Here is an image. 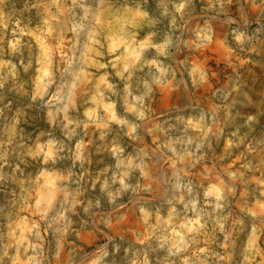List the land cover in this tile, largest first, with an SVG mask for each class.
Instances as JSON below:
<instances>
[{
  "label": "rangeland",
  "instance_id": "1",
  "mask_svg": "<svg viewBox=\"0 0 264 264\" xmlns=\"http://www.w3.org/2000/svg\"><path fill=\"white\" fill-rule=\"evenodd\" d=\"M0 264H264V0H0Z\"/></svg>",
  "mask_w": 264,
  "mask_h": 264
}]
</instances>
